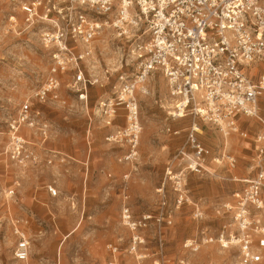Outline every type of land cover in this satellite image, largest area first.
<instances>
[{
	"label": "rangeland",
	"instance_id": "374dc122",
	"mask_svg": "<svg viewBox=\"0 0 264 264\" xmlns=\"http://www.w3.org/2000/svg\"><path fill=\"white\" fill-rule=\"evenodd\" d=\"M50 1L49 8L62 6L59 0ZM52 11L49 20L29 25L18 5L0 0V264H18L13 257L18 220L31 239V264H58L63 240L60 264H106L110 242L119 244L120 260L129 263L135 256L129 253L133 232L122 218L126 207L135 219L153 216L148 227L139 230L146 240L141 248L148 255L144 264L181 260L239 264L236 248H225L207 237L215 238L224 226L235 229L225 206L233 200V192L243 187L235 178L255 173L252 140L261 129L259 120L250 128L249 138L233 134L228 140L200 117H173L175 101L167 78L158 71L145 83L150 92L138 91L142 132L137 160L119 161L127 154V146L107 140L113 131L126 126V111L119 109L112 124L106 125L98 102L112 96L123 78L136 73V45L147 40L143 28L129 37L106 28L93 41L94 52L84 64L86 74L99 83L90 87L88 106L69 88L71 72L60 75L66 105L34 103V109L51 124L48 147L67 157L65 162L57 159L52 165L41 162L23 169L4 154L8 121L44 82L57 48L45 45L42 38L45 31L56 29L58 14ZM46 12V8L41 10ZM195 121L203 131L196 134L197 141L210 150L201 173L188 169V157L182 153L194 151L189 134ZM30 134L29 139L39 140L35 130ZM225 153L236 156L235 168L222 158ZM49 185L59 189L58 196L49 194ZM187 240H196L200 248H186Z\"/></svg>",
	"mask_w": 264,
	"mask_h": 264
},
{
	"label": "built area",
	"instance_id": "2783aa9c",
	"mask_svg": "<svg viewBox=\"0 0 264 264\" xmlns=\"http://www.w3.org/2000/svg\"><path fill=\"white\" fill-rule=\"evenodd\" d=\"M59 1L61 7L53 4L49 8L50 0H10L21 8L29 25L39 19L49 20L52 10L57 12L56 29L47 30L42 36L45 45L57 48L44 82L21 102L16 117L9 119V142L4 154L23 169L41 162L52 165L57 159L65 162L67 157L48 147L51 124L34 109V103L66 105L67 99L60 93V75L71 72L68 86L78 101L88 106L90 87L99 83L92 74H86L84 64L94 52L93 41L106 28L116 29L122 37L143 28L142 35L147 40L136 45V73L132 78H123L112 96L98 102V112L106 125L112 124L119 109L126 111V126L107 140L127 146V154L119 161L137 160L142 132L138 91L149 92L145 83L158 71L167 78L175 101L173 117H200L225 137L236 134L243 139L250 137V128L259 119L261 129L252 140L255 173L238 179L243 187L233 192V200L225 206L232 213L235 229L224 226L207 241L236 248L239 264H264V0ZM44 8L47 12L42 14ZM78 45L84 49L78 51ZM34 130L40 136L38 141L26 135ZM197 133L193 126L189 134L193 153H182L188 157V169L201 173L210 150L197 141ZM224 157L230 167L237 165L235 155L222 154ZM179 184L181 187L180 181ZM48 192L53 197L60 193L55 185H49ZM198 215L202 213L198 211ZM152 217L147 214L138 220L129 207L123 209V223L133 232L129 253L135 258L122 262L119 244L110 242L106 245V264H144L148 255L141 248L146 240L139 230L148 227ZM17 223L20 225L15 224L14 228L18 240L13 257L27 264L32 243L20 220ZM185 247L196 251L200 243L187 240ZM175 264L186 263L181 260Z\"/></svg>",
	"mask_w": 264,
	"mask_h": 264
},
{
	"label": "bare ground",
	"instance_id": "6f19581e",
	"mask_svg": "<svg viewBox=\"0 0 264 264\" xmlns=\"http://www.w3.org/2000/svg\"><path fill=\"white\" fill-rule=\"evenodd\" d=\"M148 90V89H147ZM149 91V90H148ZM150 92V91H149ZM149 92H147V93H144V94H148ZM171 105H173V104H171ZM178 118H183L182 116H180V117H178ZM257 120H259V119H257ZM260 121V120H259ZM194 128H195V130L198 132V133H201V132H203L202 131V129H201V126H200V124L197 122V121H195L194 122ZM228 137V136H227ZM228 140H229V137L227 138ZM225 156H226V153H225ZM236 167V166H235ZM234 167V168H235ZM20 168V167H19ZM239 178H235V180H238ZM229 248H231V247H229ZM30 258H31V256H30ZM30 258L28 259V263L27 264H31L30 263ZM156 262H158V261H156ZM18 264H24V263H21V262H17Z\"/></svg>",
	"mask_w": 264,
	"mask_h": 264
},
{
	"label": "crops",
	"instance_id": "0c3cea01",
	"mask_svg": "<svg viewBox=\"0 0 264 264\" xmlns=\"http://www.w3.org/2000/svg\"><path fill=\"white\" fill-rule=\"evenodd\" d=\"M99 101H100V100H99ZM116 131H117V130L113 131L111 134L115 133ZM27 133L30 134V131L26 132V135H27ZM111 134H110V135H111ZM27 136H28V137H31V134H30V136H29V135H27ZM108 136H109V135H108ZM106 138H107V137H106ZM31 140H32V139H31ZM33 141H34V140H33ZM53 150H55V149H53ZM56 151H57V150H56ZM17 183H18V182H17ZM66 238H67V237L65 236L64 239H66ZM63 244H64V240H63V242L61 243V245H60L59 248H58V249H59V254H58V255H59L60 258H61L60 248H61V246H62Z\"/></svg>",
	"mask_w": 264,
	"mask_h": 264
}]
</instances>
